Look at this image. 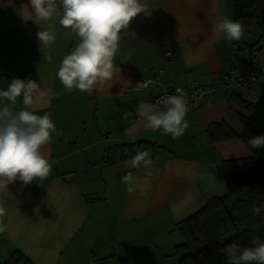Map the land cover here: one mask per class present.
<instances>
[{"label": "crops", "instance_id": "0c3cea01", "mask_svg": "<svg viewBox=\"0 0 264 264\" xmlns=\"http://www.w3.org/2000/svg\"><path fill=\"white\" fill-rule=\"evenodd\" d=\"M141 3L147 13L122 30L113 78L92 92H80L68 91L57 77L79 38L62 28L58 17L37 24L29 0H0V90L17 78L41 81L44 95H34L28 110L50 113L57 128L44 147L50 175L29 185L17 180L0 187V206L6 209L0 217V264L13 249L35 264H180L174 255L183 241L177 223L225 193L228 160L252 154L241 138L211 140L207 129L224 121L240 132L249 113L239 101L264 96V38L255 21L241 22L252 29L255 43L245 41L244 34L230 42L214 32L215 24L230 18L227 0ZM41 29L54 35L43 51L37 38ZM258 44L263 47L256 57L257 79L247 87L208 94L200 107L187 112L189 127L179 139L151 131L136 114L139 103H149L167 88L213 83L231 62L246 71V59ZM141 77L158 81L138 88ZM88 97L98 114L93 140L83 137ZM24 108L20 97L13 111ZM99 118L113 125L103 132ZM139 141L160 147L151 166L134 168V155L115 164L104 160L110 146ZM128 173L132 193L121 181Z\"/></svg>", "mask_w": 264, "mask_h": 264}, {"label": "clouds", "instance_id": "9594fccd", "mask_svg": "<svg viewBox=\"0 0 264 264\" xmlns=\"http://www.w3.org/2000/svg\"><path fill=\"white\" fill-rule=\"evenodd\" d=\"M34 20L51 22L57 17L59 25L75 34L79 42L62 59L57 77L68 91L92 92L97 84H104L113 78L116 71L114 57L118 50L120 34L128 29L132 21L147 9L141 0H29ZM214 32L222 33L228 41H239L244 27L238 21L223 18L214 25ZM37 38L42 43V51L48 49L54 40L49 31L40 30ZM46 59L51 62L50 54ZM41 81L14 79L6 90H0V100L8 101L0 105V187L19 180L24 185L46 179L52 164L45 154L44 147L57 132L50 113L42 116L28 110L33 104L34 95L43 96ZM178 94L161 98L158 104L139 103L138 117L151 131L170 134L179 139L189 123L188 97L181 90ZM23 97L24 109L13 111L18 98ZM161 106L163 110H161ZM129 113L124 114L128 118ZM248 145L252 149L264 148V135L251 137ZM153 163L150 152L139 151L131 159L134 168H145ZM129 193L135 191L131 173L121 178ZM260 215L261 207L251 210ZM6 209L0 206V217ZM3 231V228H0ZM253 247H242L233 242L222 251L228 257V264H264V243L252 241Z\"/></svg>", "mask_w": 264, "mask_h": 264}, {"label": "trees", "instance_id": "16d2710c", "mask_svg": "<svg viewBox=\"0 0 264 264\" xmlns=\"http://www.w3.org/2000/svg\"><path fill=\"white\" fill-rule=\"evenodd\" d=\"M227 5L230 19L239 23L255 21L264 38V0H227ZM239 102L250 110L243 130L237 132L222 121L211 124L207 133L211 140L239 137L252 154L228 160L225 193L211 197L201 209L177 223L183 241L175 247L174 255L180 264H228L222 251L227 245L236 242L253 247V240L264 243V148L252 149L248 145L249 138L264 135V96L256 102ZM159 148L149 141L118 143L108 148L104 160L115 164L145 150L153 159ZM254 207H261L260 215L251 211ZM2 264L35 263L13 249Z\"/></svg>", "mask_w": 264, "mask_h": 264}, {"label": "built area", "instance_id": "2783aa9c", "mask_svg": "<svg viewBox=\"0 0 264 264\" xmlns=\"http://www.w3.org/2000/svg\"><path fill=\"white\" fill-rule=\"evenodd\" d=\"M262 47L263 45L258 44L251 48L250 55L246 59L248 66L246 71L239 72L236 63L231 62L227 70L213 83L202 84L198 81H190L183 85H175L156 95L149 103L158 104L161 98L176 95L178 94L176 90L181 89L188 97L189 110H192L200 107L210 93L222 92L228 87H247L257 79L256 57ZM157 81L158 77H141L137 81V87L146 88Z\"/></svg>", "mask_w": 264, "mask_h": 264}, {"label": "rangeland", "instance_id": "374dc122", "mask_svg": "<svg viewBox=\"0 0 264 264\" xmlns=\"http://www.w3.org/2000/svg\"><path fill=\"white\" fill-rule=\"evenodd\" d=\"M243 37H244V40L247 41L248 43H255L257 41V37H255V34L253 33L252 29H244V36ZM84 100H85V106L87 107L86 114L88 113L89 118H88V120H86L87 124L84 125L86 134H84L83 137H85L87 140L88 139L93 140L95 138V134L98 133L97 125H96L97 121L94 118L95 115L98 117V114L94 115V108H93L92 99L90 97H88V98H85ZM85 108H84V110H85ZM245 111L250 114V110L248 108H246ZM98 122L100 123V127H101L100 129L103 132H106L107 130H109V128H110L109 126L113 125L112 122H110L108 124V120H106V119L99 118ZM84 127H83V129H84Z\"/></svg>", "mask_w": 264, "mask_h": 264}]
</instances>
